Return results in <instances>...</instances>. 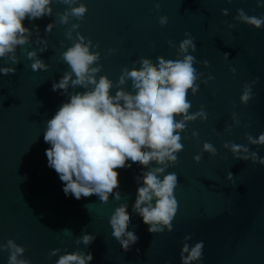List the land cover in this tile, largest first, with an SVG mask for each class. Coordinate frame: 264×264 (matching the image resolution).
I'll use <instances>...</instances> for the list:
<instances>
[{
  "label": "water",
  "instance_id": "obj_1",
  "mask_svg": "<svg viewBox=\"0 0 264 264\" xmlns=\"http://www.w3.org/2000/svg\"><path fill=\"white\" fill-rule=\"evenodd\" d=\"M80 4L88 9L84 19L69 16L67 23H61L60 16L69 6L53 0L50 16L23 21L31 35L25 33L28 42L16 47L19 62L12 63L11 53L0 58V68L16 69L14 74L0 73V245L13 239L25 247L23 258L32 264H56L59 255L76 251L91 252L90 264H181L183 243L194 246L203 241V257L193 264H264V165L253 164L246 153L240 155H249L248 161L238 160L225 147L228 142L246 145L264 158V145H250L246 139V134L256 138L264 133V26L256 29L234 19L237 9L249 16H264V7H257V0H76L72 6ZM223 9L229 14L222 15ZM161 16L168 17L166 25L160 24ZM50 23L53 27L46 32ZM186 32L196 45L195 52L189 49L186 54L195 57L193 67L199 74L198 92L188 91L192 104L188 111L199 112L202 105L207 119L186 122L177 163L152 161L146 168L132 164L117 169L119 188L107 203L95 194L79 200L66 196L63 182L48 167L45 150L51 146L44 142V132L47 121L71 95L94 85L85 89L69 81L67 92L52 91L53 82L71 71L62 54L83 36L89 51L99 54L90 65L101 67L94 74L96 80L107 76L113 82L110 94L115 95L120 89L133 91L131 80L118 84L123 68L138 69L142 58L154 64L158 56L183 59L179 44L188 38ZM33 51L36 56L29 60L26 53ZM36 59L48 69L33 71ZM253 80H257L253 99L243 104L244 85ZM233 114L240 121L238 126ZM193 131L198 137L192 136ZM205 142L213 145L216 155L203 151ZM201 152L196 163L193 157ZM156 167H165L161 179L168 173L178 177L172 232L165 228L163 233H150L134 209L142 173ZM116 192L120 199L115 198ZM124 205L130 216L126 232L139 237L127 252L112 236L109 223L115 209ZM85 234L94 235V241L76 243ZM185 236L191 239L184 241ZM56 248L61 251L50 257ZM8 255L0 251V264H8Z\"/></svg>",
  "mask_w": 264,
  "mask_h": 264
},
{
  "label": "clouds",
  "instance_id": "obj_2",
  "mask_svg": "<svg viewBox=\"0 0 264 264\" xmlns=\"http://www.w3.org/2000/svg\"><path fill=\"white\" fill-rule=\"evenodd\" d=\"M52 2L53 0H0V58L11 53L8 58L12 63L19 62L15 56L16 47L28 42L25 33L31 35L23 21L50 16L52 8L49 5ZM62 3L69 7L60 16L61 23H67L69 16L78 20L84 19L88 11L85 4L73 7L76 0H62ZM257 7H264V4L257 0ZM155 8L160 9L159 2L155 4ZM236 12L235 20L256 29L264 26V16H249L243 9H237ZM228 14L227 9L222 10V15ZM159 22L162 26L166 25L168 17L161 16ZM52 27L51 23L48 24L45 31L50 32ZM76 27L78 25H73V28ZM68 35L70 36V33ZM185 36L188 38L179 44V52L184 54L183 59L165 60L158 56L154 64L150 59L142 58L138 69L123 68L118 84L123 85L126 79L131 80L133 91L120 89L115 95L110 94L113 82L107 76L96 80L94 74L99 72L101 67L90 65L99 59V54L89 51V46L83 43V36L79 38L80 42L62 54V59L71 71L66 72L59 82H53L52 91L67 92L69 81L73 87L79 85L85 89L89 84L94 85L91 90L71 95L69 102L64 103L47 121L44 132V142L51 146L45 150L48 167L54 169L63 182L66 196L72 195L79 200L95 194L100 201L107 203L109 195L119 188L117 169L131 168L132 164L146 168L152 161L165 164L167 160L171 162V166L177 163V154L184 147L180 142V132L186 130V122L194 121L197 117L207 119L202 105L199 112L190 114L188 111L192 106L187 99L188 91L191 89L193 95L198 92L199 84L195 82L199 79V74L193 67L197 63L195 57L186 54L189 49L195 52L196 45L189 33L186 32ZM168 44L174 47L171 41H168ZM26 55L29 60H33L36 53L27 52ZM202 63L208 64L207 61ZM31 69L46 71L48 65L36 59L31 64ZM15 71L13 67L0 68L3 75L14 74ZM230 71L235 73L236 69L231 68ZM73 74L75 79H72ZM209 79L212 80L213 77L209 75ZM255 83L257 80L244 85L240 96L241 103L247 104L253 99L252 86ZM233 115L234 124L238 126L240 121ZM177 116L182 118L177 120ZM192 136L198 137V133L193 131ZM246 139L250 145H264V133L256 138L246 134ZM225 147L230 148L238 160L248 161L250 155L253 164L264 165V158H260L257 152L250 151L246 145L228 142ZM203 151L216 155V149L208 142L203 144ZM202 155L203 152L195 155L194 161L199 163ZM165 167L143 172L142 186L137 188L134 209L142 217L143 223L149 226L150 233H163L165 228L167 232H172V221L178 210V201L174 195L178 177L175 173H168L161 179L159 174L165 172ZM228 175L232 178L233 174ZM135 179L139 180L140 177ZM115 198L120 199L119 192L115 193ZM109 223L112 236L119 241L121 249L129 251V244L137 243L139 237L133 232H126L130 223L127 206L116 208ZM125 235L127 238L121 239ZM94 239V235L85 234L76 243L90 245ZM190 239V236L184 237V241ZM203 248V241L195 243L194 246L183 243L180 251L181 264H193L201 260ZM0 251L8 252V264H32L30 259L23 258L25 247L13 239H8L6 244L0 245ZM60 251L59 248L52 249L49 256H56ZM93 258L91 252L76 251L59 255L56 264H90Z\"/></svg>",
  "mask_w": 264,
  "mask_h": 264
}]
</instances>
